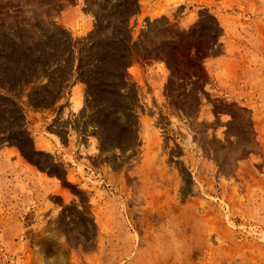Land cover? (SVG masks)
Listing matches in <instances>:
<instances>
[{"label":"rangeland","instance_id":"rangeland-1","mask_svg":"<svg viewBox=\"0 0 264 264\" xmlns=\"http://www.w3.org/2000/svg\"><path fill=\"white\" fill-rule=\"evenodd\" d=\"M150 1L0 0V264H264V0Z\"/></svg>","mask_w":264,"mask_h":264},{"label":"crops","instance_id":"crops-1","mask_svg":"<svg viewBox=\"0 0 264 264\" xmlns=\"http://www.w3.org/2000/svg\"><path fill=\"white\" fill-rule=\"evenodd\" d=\"M222 1L227 0H151L148 4H140V14L145 13L147 18L150 19L151 13L156 8L163 7L166 12H172L175 8H181L184 11L181 19L186 20L190 13L206 9L213 10ZM167 2L172 3L165 6Z\"/></svg>","mask_w":264,"mask_h":264}]
</instances>
